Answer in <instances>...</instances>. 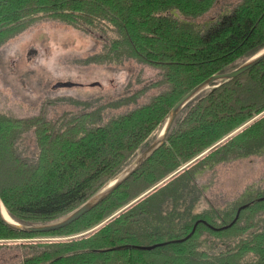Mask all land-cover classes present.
<instances>
[{"label": "trees", "instance_id": "1", "mask_svg": "<svg viewBox=\"0 0 264 264\" xmlns=\"http://www.w3.org/2000/svg\"><path fill=\"white\" fill-rule=\"evenodd\" d=\"M217 0H0V47L35 22L79 31L109 28L113 60L161 71L168 90L102 122L97 110L18 118L0 111V197L22 225L58 222L126 171L164 129L175 105L210 77L264 50V0H242L205 26ZM34 133L35 158L19 140ZM264 156V61L191 101L165 143L98 207L49 233L0 219V249L31 252L21 264H264V190L197 209L198 176L233 159Z\"/></svg>", "mask_w": 264, "mask_h": 264}, {"label": "rangeland", "instance_id": "2", "mask_svg": "<svg viewBox=\"0 0 264 264\" xmlns=\"http://www.w3.org/2000/svg\"><path fill=\"white\" fill-rule=\"evenodd\" d=\"M242 0H217L206 15L178 19L205 26L230 13ZM109 28L79 31L55 20L35 22L0 47V111L18 118L43 116L57 123L64 115L100 112L102 122L149 103L168 90L161 71L131 59L113 60ZM249 58L237 63L247 62ZM57 84H62L56 88ZM19 153L35 158L34 133L18 142ZM197 209L223 207L247 189L264 190V156L221 162L198 176ZM31 254L17 243L0 249V264H21Z\"/></svg>", "mask_w": 264, "mask_h": 264}, {"label": "water", "instance_id": "3", "mask_svg": "<svg viewBox=\"0 0 264 264\" xmlns=\"http://www.w3.org/2000/svg\"><path fill=\"white\" fill-rule=\"evenodd\" d=\"M262 61H264V50L256 54L252 58H250L247 62L240 65L239 67L231 71H228L226 73L217 74V75L210 77L209 79L201 83L199 86H197L195 89H193L190 93H188L172 109L169 119L164 129L160 133V135L155 139V141L151 145H149L147 149H145L142 152V154L136 159V161L126 171H124L115 181L110 183L108 187L102 190L98 195H96L94 198L89 200L87 203H85L83 206H81L71 215L55 223H50V224H45V225H22L21 223L14 220L8 214L12 219V222H9L3 216L2 209L3 208L5 209V207L0 197V219L1 221L12 230H16V231L27 233V234H36V233H49V232L57 231L79 220L82 216L86 215L87 213H89L90 211L98 207L110 195H112L119 187H121L165 143L181 111L191 101H193L196 97H198L203 92L217 87L220 82L231 81L239 77L240 75L244 74L248 70L257 66ZM61 86L62 84H57L55 87L58 88Z\"/></svg>", "mask_w": 264, "mask_h": 264}, {"label": "bare ground", "instance_id": "4", "mask_svg": "<svg viewBox=\"0 0 264 264\" xmlns=\"http://www.w3.org/2000/svg\"><path fill=\"white\" fill-rule=\"evenodd\" d=\"M2 213L7 221L12 222L11 217L8 215L7 211L4 208L2 209Z\"/></svg>", "mask_w": 264, "mask_h": 264}]
</instances>
